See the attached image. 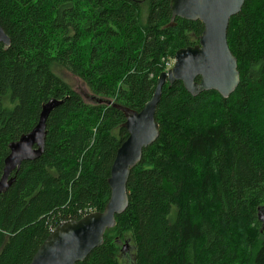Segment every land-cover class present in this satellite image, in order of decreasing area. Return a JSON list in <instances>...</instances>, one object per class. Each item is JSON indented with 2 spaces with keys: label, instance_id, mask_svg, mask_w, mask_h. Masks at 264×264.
I'll list each match as a JSON object with an SVG mask.
<instances>
[{
  "label": "trees",
  "instance_id": "1",
  "mask_svg": "<svg viewBox=\"0 0 264 264\" xmlns=\"http://www.w3.org/2000/svg\"><path fill=\"white\" fill-rule=\"evenodd\" d=\"M170 3L0 0L11 40L0 44V179L10 144L36 127L49 100L64 101L48 118L43 155L24 162L0 195V264H30L57 225L105 210L129 136L125 110L144 109L166 60L204 30L179 17L172 26ZM228 43L240 72L235 92L194 97L182 82L163 87L160 136L131 171L129 206L77 264H121L128 239L132 264H264V0H245ZM54 65L81 78L95 101Z\"/></svg>",
  "mask_w": 264,
  "mask_h": 264
},
{
  "label": "water",
  "instance_id": "2",
  "mask_svg": "<svg viewBox=\"0 0 264 264\" xmlns=\"http://www.w3.org/2000/svg\"><path fill=\"white\" fill-rule=\"evenodd\" d=\"M244 4L245 0H171L172 26L178 17L203 23L199 43L176 52L173 67L161 73L156 90L142 111L125 110L124 126L129 136L118 149L111 168L108 179L111 195L105 210L57 225L30 264H77L103 245L106 231L116 226V217L129 206L131 171L141 162L144 149L152 146L160 136L156 110L167 83L172 86L182 82L194 97L216 91L228 98L235 92L240 84V72L238 60L229 47L228 28L231 18L242 11ZM10 43L9 36L0 25V44L9 46ZM63 103V100L55 98L49 100L42 107L36 127L10 144V154L0 179V195L15 183L16 177L12 175L24 162L36 161L43 155L48 118ZM259 213L264 220V208Z\"/></svg>",
  "mask_w": 264,
  "mask_h": 264
},
{
  "label": "rangeland",
  "instance_id": "3",
  "mask_svg": "<svg viewBox=\"0 0 264 264\" xmlns=\"http://www.w3.org/2000/svg\"><path fill=\"white\" fill-rule=\"evenodd\" d=\"M174 62H175L174 58L172 60H166V63L174 64ZM53 71L64 81H66L74 90L79 92L84 97L86 102L88 103L94 102L95 100L94 94L92 93L88 85L81 78L74 75L70 70L60 65H54ZM7 100L8 98L6 97L4 101ZM126 243L124 242L122 243V251L119 255L120 256L119 260L121 264H132L135 261V252H134L133 243L132 241H130V239H128Z\"/></svg>",
  "mask_w": 264,
  "mask_h": 264
},
{
  "label": "built area",
  "instance_id": "4",
  "mask_svg": "<svg viewBox=\"0 0 264 264\" xmlns=\"http://www.w3.org/2000/svg\"><path fill=\"white\" fill-rule=\"evenodd\" d=\"M167 66H168L167 70H169L170 68L173 67V64H172V63H167ZM92 212H95V210L89 209V210H86V211L83 213V215L86 216V215H88V214H90V213H92ZM84 216H83V217H84Z\"/></svg>",
  "mask_w": 264,
  "mask_h": 264
}]
</instances>
